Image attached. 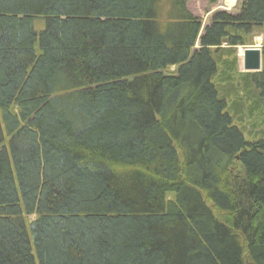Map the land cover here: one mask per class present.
Listing matches in <instances>:
<instances>
[{"label": "trees", "instance_id": "trees-1", "mask_svg": "<svg viewBox=\"0 0 264 264\" xmlns=\"http://www.w3.org/2000/svg\"><path fill=\"white\" fill-rule=\"evenodd\" d=\"M164 1L0 0V264H264V138L213 82L264 0L201 37Z\"/></svg>", "mask_w": 264, "mask_h": 264}, {"label": "rangeland", "instance_id": "rangeland-1", "mask_svg": "<svg viewBox=\"0 0 264 264\" xmlns=\"http://www.w3.org/2000/svg\"><path fill=\"white\" fill-rule=\"evenodd\" d=\"M243 1L186 0V7L193 16L201 21V35H203L205 28L212 23L215 14L227 12L236 15L240 12ZM159 11L161 20L166 21L172 18L171 5L167 0L161 4ZM43 27L44 21L37 20L36 30L39 32ZM246 39V45L229 48L227 43H223L220 50H215L216 53L214 52L213 56L218 63V72L213 78V82L219 90L220 97L227 103V111L232 116L234 125L244 132L248 142H256L264 138V99L254 84L245 81V75L250 72L244 69L240 56L241 48L264 46V33L257 28L253 33L247 35ZM200 47L201 43L198 39L194 50H198ZM37 50L40 52L39 46H37ZM176 69V67H171L168 73L175 72ZM168 198H174V194H169ZM36 217V215H31L28 222L31 223Z\"/></svg>", "mask_w": 264, "mask_h": 264}, {"label": "water", "instance_id": "water-1", "mask_svg": "<svg viewBox=\"0 0 264 264\" xmlns=\"http://www.w3.org/2000/svg\"><path fill=\"white\" fill-rule=\"evenodd\" d=\"M202 31V30H201ZM200 32V37H201ZM263 47H245L243 52V67L248 72H260L263 68Z\"/></svg>", "mask_w": 264, "mask_h": 264}, {"label": "bare ground", "instance_id": "bare-ground-1", "mask_svg": "<svg viewBox=\"0 0 264 264\" xmlns=\"http://www.w3.org/2000/svg\"><path fill=\"white\" fill-rule=\"evenodd\" d=\"M226 1H227V0H226ZM229 3H230V2H229ZM225 5H226V4H225ZM229 5H230V4H229ZM229 5H228V6H229ZM226 6H227V5H226ZM240 48H241V47H240ZM243 52H244V49L241 48V56H240V57H241L242 61H243ZM238 62H239V61H238ZM241 63H242V62H241ZM241 63H240V64H241ZM240 64H239V65H240ZM242 64H243V63H242ZM242 64H241V65H242Z\"/></svg>", "mask_w": 264, "mask_h": 264}]
</instances>
